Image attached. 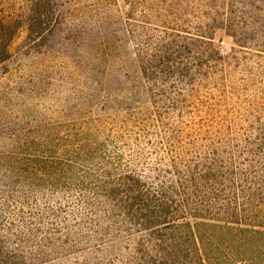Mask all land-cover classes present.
Segmentation results:
<instances>
[{
  "label": "trees",
  "instance_id": "trees-1",
  "mask_svg": "<svg viewBox=\"0 0 264 264\" xmlns=\"http://www.w3.org/2000/svg\"><path fill=\"white\" fill-rule=\"evenodd\" d=\"M121 3L150 109L118 102L115 114L68 136L67 145L49 137L7 159L0 185L12 188L5 209L13 219L0 214V264H42L45 249L72 252L91 232L98 235L91 256L73 264H264V0ZM57 25L54 0H0V65L23 28L43 39ZM220 29L239 50L222 56L214 49ZM231 96L234 110L218 115L219 102ZM146 136L157 138L174 185L155 188L126 171L123 139L151 145ZM100 174L109 179L101 182ZM93 187L107 225L90 217L70 240L62 238L66 218L48 221L55 238L46 245L36 238L40 229L23 231L55 216L48 202ZM22 188L41 196L44 212L29 211ZM69 212L77 216L60 209Z\"/></svg>",
  "mask_w": 264,
  "mask_h": 264
},
{
  "label": "rangeland",
  "instance_id": "rangeland-1",
  "mask_svg": "<svg viewBox=\"0 0 264 264\" xmlns=\"http://www.w3.org/2000/svg\"><path fill=\"white\" fill-rule=\"evenodd\" d=\"M54 1L58 18L54 31L43 39H30L29 32L23 28L11 44L10 59L0 65V178L4 176L7 159L21 155L22 149L32 141L45 142L51 137L53 141L67 145L68 136L82 133L100 117L104 119L106 114H115V107L121 101L131 103L132 99L137 104L133 107L150 109L147 87L127 32L121 0ZM6 9L12 11V6ZM211 43L222 56L239 50L224 29L216 31ZM236 103L232 96L225 103L219 102L218 115H227L234 110ZM108 104L113 109L106 108ZM125 111L122 110L121 114ZM205 113L200 116L204 117ZM146 137L151 145H147L146 140L137 144L134 139H123L127 145L124 148L126 161H129L126 171L155 188L174 185L175 178L172 172H168L169 161L158 150L157 138ZM115 178L117 175L110 179ZM98 179L103 182L109 178L100 174ZM11 189L0 185V214L8 221L13 219L5 209L6 204L11 203L6 197ZM17 189L21 190L20 187ZM97 191L98 187L71 190L66 197L48 202L47 206L54 210L55 216L46 220L44 215V220L33 221L34 218L26 215L25 219H31L33 225L25 226L23 231L27 233L34 227L40 229L36 238L41 245H46L47 238H55L49 236L48 230L52 226L48 221L60 224L66 218L67 228L63 230L62 238L69 236L70 240L74 239L75 226L80 229L88 227L90 217L107 225L102 208L95 207L104 201L95 194ZM22 192L30 202L29 211L44 212L46 205L41 196L25 188ZM60 209L77 211V216L71 212L60 213ZM190 221L194 223V220ZM7 227L9 224L4 222L2 233L5 235ZM89 235V243H77L72 252L63 249L57 253L45 249L48 252L42 264H73L82 257H90L93 252L90 247L98 235L93 232ZM108 241L120 242L112 237Z\"/></svg>",
  "mask_w": 264,
  "mask_h": 264
}]
</instances>
